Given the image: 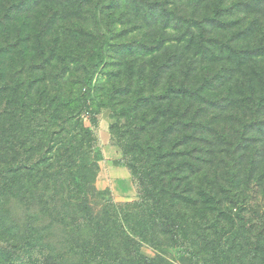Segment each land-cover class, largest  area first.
Returning <instances> with one entry per match:
<instances>
[{
    "label": "rangeland",
    "instance_id": "374dc122",
    "mask_svg": "<svg viewBox=\"0 0 264 264\" xmlns=\"http://www.w3.org/2000/svg\"><path fill=\"white\" fill-rule=\"evenodd\" d=\"M6 3L0 1V136L10 137L26 122L24 103L36 99L42 89L51 97L62 93L71 104L64 114L72 113L75 119L68 127L84 125L97 139L91 149L86 146L81 151L83 165L95 164L88 172L89 178L95 173L98 191L91 200L94 212L100 213L108 201L113 205L139 201L137 181L122 165L124 154L112 141L111 125L117 122L116 116L123 121L122 107L137 95L147 97L158 91L150 76L155 54L160 56L159 48L169 51L178 42L182 54L175 74L170 69L166 74H172L165 76L163 85L174 77L176 82L186 79L192 91L202 87L203 97L194 101L193 113L210 128L199 143L202 152L194 155L200 153L211 161L209 173L223 179L227 189L233 173L245 179L239 188L245 196L223 207L232 220L224 218L219 235L212 236L220 237L234 258L229 264H242L241 259L260 262L262 252L254 259L252 254L258 251L255 244L264 246V237L262 241L258 237L264 228V109L255 114L257 105L252 102L251 109L243 107V102L253 95L258 98L263 91L264 0H11L12 8L3 17ZM190 12L200 18L217 15V20L187 26L183 15ZM191 34L195 43H188ZM98 42L103 47L102 61L93 52ZM87 75H92L91 88L85 84ZM17 82L23 84L14 89ZM60 136L49 135L44 145L48 158L55 151L47 149L57 150ZM196 145L192 140L189 149ZM18 183L11 175H0V190H4L0 194V249L9 258L25 240L31 241L39 259L23 252V264H46L45 254L59 256L68 249L74 206L62 208L60 194L55 200L52 189H43L30 203L29 193L18 190ZM69 193H64L66 198H71ZM90 225L85 224L78 239L94 244ZM229 238L237 239L232 249L225 243ZM141 252L149 258L160 255L173 264H194L189 254L172 246L157 249L145 243ZM6 261L0 259L3 264Z\"/></svg>",
    "mask_w": 264,
    "mask_h": 264
},
{
    "label": "trees",
    "instance_id": "16d2710c",
    "mask_svg": "<svg viewBox=\"0 0 264 264\" xmlns=\"http://www.w3.org/2000/svg\"><path fill=\"white\" fill-rule=\"evenodd\" d=\"M6 1L3 17L12 8L11 0ZM224 1L219 0V3ZM20 6L23 7L24 3ZM216 16L200 18L192 12L183 15L187 26L195 21L216 22ZM192 42L195 43L194 34L188 36V43ZM177 43L169 47V51L159 48L160 56L155 54L156 62L151 67L150 76L158 91L147 97L137 95L131 104L122 107L123 121L116 116L117 122L111 125L112 141L120 146L124 154L122 165L137 181L139 201L117 205L108 201L100 213L94 212L91 200L98 191L93 180L95 173L89 178L88 172L90 169L93 171L95 164L88 162L83 165L81 151L86 146L91 149L97 139L93 130L84 125H80L81 128L78 125L68 127L75 124V119L72 113L64 114L65 108H70L71 104L62 93L56 92L51 97L42 89L36 99L31 98L24 103L26 122L18 125L9 134L10 137L5 134L0 136V160L6 157L0 162V175H11L14 182H19L18 190L25 189L29 193L30 203L41 196L43 189H52L55 200L60 194L58 201L62 208L74 206L68 249L59 256L45 254L46 264H173L160 255L155 258L145 256L141 252L145 243L157 249H162L164 245L176 247L189 254L194 264H229L233 261L234 258L222 246L221 238L214 239L212 233L219 235V225L224 218L232 220L223 207L231 202L229 200L239 197L240 202L245 196L244 191L240 193L239 190L245 179L239 173H233L229 179L231 187L227 189L223 179L209 173L211 161L200 153L194 155L202 152L199 143L204 141L205 131L210 128L203 118L199 119L193 113L192 105L202 87L192 91L186 79L176 82L174 77L163 85L165 76L172 74H166L170 69L175 74L177 59L182 54ZM93 52L97 61L103 60L102 43L94 44ZM190 60L194 67L196 59ZM139 72L142 73L141 70ZM187 75L190 77V74ZM91 77H85L88 88L92 87ZM20 84L23 82H17L14 89ZM262 87L261 96L255 98L253 95L243 102V107L251 109L254 102L257 105L253 107L255 114H262L264 109V83ZM56 133L61 134L55 142L59 146L57 150L53 147L47 149L55 151V155L48 158L44 145L48 143L49 135ZM80 135L81 138L78 137ZM192 140L198 145L189 149ZM52 159L55 162H51ZM66 190L71 198L65 197ZM3 191L1 189L0 194ZM67 202L71 204L66 205ZM238 216L239 220H243V216ZM86 223L91 224L96 244L78 239ZM262 233L264 228L258 234L260 241L264 237ZM236 240L229 238L225 243L230 244L232 249ZM255 245L258 251L252 254V258L260 251L262 260L256 264H264V246ZM35 246L25 240L9 258L5 249H0V259L7 260L6 264H23L24 252L31 253L38 260ZM241 260L242 264H252Z\"/></svg>",
    "mask_w": 264,
    "mask_h": 264
}]
</instances>
